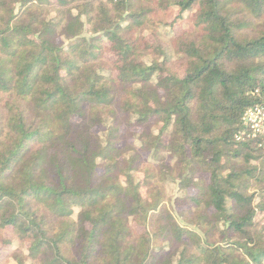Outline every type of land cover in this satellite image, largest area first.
<instances>
[{"label": "trees", "instance_id": "1", "mask_svg": "<svg viewBox=\"0 0 264 264\" xmlns=\"http://www.w3.org/2000/svg\"><path fill=\"white\" fill-rule=\"evenodd\" d=\"M255 105L264 0H0V264H264Z\"/></svg>", "mask_w": 264, "mask_h": 264}, {"label": "built area", "instance_id": "2", "mask_svg": "<svg viewBox=\"0 0 264 264\" xmlns=\"http://www.w3.org/2000/svg\"><path fill=\"white\" fill-rule=\"evenodd\" d=\"M240 122L242 130L235 135V140H256L264 148V108L260 105L247 108Z\"/></svg>", "mask_w": 264, "mask_h": 264}, {"label": "rangeland", "instance_id": "3", "mask_svg": "<svg viewBox=\"0 0 264 264\" xmlns=\"http://www.w3.org/2000/svg\"><path fill=\"white\" fill-rule=\"evenodd\" d=\"M186 28H187L186 25H178V26L174 27V31H175V33H179L182 29H186ZM167 191H168V194H172L173 191H172L171 185H168Z\"/></svg>", "mask_w": 264, "mask_h": 264}]
</instances>
